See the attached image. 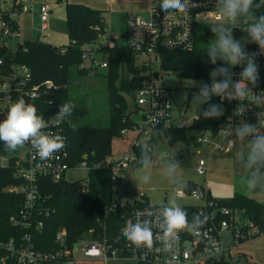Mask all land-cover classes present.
I'll return each mask as SVG.
<instances>
[{
	"label": "built area",
	"instance_id": "obj_1",
	"mask_svg": "<svg viewBox=\"0 0 264 264\" xmlns=\"http://www.w3.org/2000/svg\"><path fill=\"white\" fill-rule=\"evenodd\" d=\"M161 0H149V7L146 16H141L136 12H130L126 22V34L123 37L111 34L105 22L106 33L100 34L99 42L84 47L83 61L79 66L80 70L88 73H97L98 70H107L108 56L110 51L128 48L136 57V65L143 67L138 74L142 76V84L140 88L131 96L134 99L138 112L131 115L130 119L135 120L132 130L137 132L136 139L133 144L138 146L140 140L152 139V134L156 131L166 132L172 129H188L199 120L194 114L187 118L185 115L177 114L176 109L171 101V92L168 88L160 84V80L164 76L161 69L163 55L167 52L174 51H190L197 44V36L203 29H209L206 22H221L215 8V0H190L191 4L196 7H189L188 14H180L168 12L164 13L160 8ZM25 4L29 5L31 10V0H1L0 11L7 17L0 19V37H19L20 24L18 19L24 12ZM51 9L49 4H43L40 7V18L42 21V30H47V23L50 19ZM96 30L100 31L99 27ZM241 29L233 30L234 38L242 43L247 38V34ZM106 38V44L100 43V40ZM249 53H259V48L253 43L245 44ZM66 52L65 49L62 50ZM256 62L259 65V72H264V55H257ZM243 66H236L232 71L236 74L233 79L239 78V73ZM3 70V71H2ZM5 63L0 60V73L4 72ZM160 72H163L160 74ZM6 75L0 82V121H2L12 103L20 97L27 102L30 100L46 99L49 105H53V94L55 88L52 82L47 81L42 87L33 86L31 84L30 69L21 64H12L7 70ZM134 75H129L128 79H132ZM260 80V79H259ZM249 87H252L249 85ZM264 87H254L253 91L259 93ZM228 105L225 125L221 126L219 131L214 134L211 131H205L195 134V140L192 148L205 149L212 147L217 151L229 152L235 147L229 141L233 137H226L225 128H229L239 124L242 120L256 119L258 114L264 113V108L258 109L254 106L246 108L243 117L235 116L234 111L239 106V101H227ZM241 106H248L243 102ZM38 114L42 115L45 120L50 121V127L44 129L45 132H52L66 137L65 147L60 152L54 154L51 159L41 160L36 156L30 144H26L23 148H18L15 152L17 157V176L23 181L19 187L13 188L15 192H19L24 196V205L19 218L12 217L11 222L15 226H22L29 231L18 237L11 238L6 242L0 243V251H3L0 264H75L74 245L68 243V232L61 229L57 232L55 242L58 245L56 250H40L36 248L32 239V229L39 230L43 227V221L38 220L33 225L35 212L39 210L40 202L44 203L46 198L42 194L40 188V179L46 178L53 183L67 182L78 183L80 193L89 195L90 172L92 170H106L111 173V182L113 184L114 206H123L128 199L126 182L125 186L121 185L123 173L133 168L136 156H122L117 159L109 158L90 165L87 161H82L74 166L70 165V155L67 147V136L63 127V123L56 125L51 124V118L57 113H42L38 110ZM264 122V116H261ZM129 130L125 129L122 134H126ZM133 153V152H132ZM75 172H84V176L76 178ZM196 172L200 176H207L208 166L206 160L198 156L196 164ZM177 197L182 199L189 197L198 202L194 206L196 214L203 213L208 217V221L202 231L206 232L205 237L195 238L189 234L190 230L179 233V242L174 246V254L165 252L162 244L158 243L156 248L149 252L144 248H136L129 241L121 248L120 251L113 249L106 240L103 241H87L85 247L82 248V254L87 260H100L109 263L113 259H134L138 264H199L209 261L220 262L226 257L229 251L224 246V234L231 233L232 241L237 243L239 239H246L258 234V228L254 227L249 221H242L241 213L243 211L230 210L226 207H220L216 201L211 198L207 185L197 184L193 187L184 186L179 189ZM143 201V200H141ZM161 206L147 205L136 208L133 211V221L136 218L143 220L149 219L154 221L153 231L162 234L158 226ZM188 219L191 222L193 212L186 211ZM26 213V214H25ZM40 213V211H39ZM48 217L49 212H46ZM249 226L246 231L241 229ZM175 257H178V260Z\"/></svg>",
	"mask_w": 264,
	"mask_h": 264
},
{
	"label": "trees",
	"instance_id": "obj_2",
	"mask_svg": "<svg viewBox=\"0 0 264 264\" xmlns=\"http://www.w3.org/2000/svg\"><path fill=\"white\" fill-rule=\"evenodd\" d=\"M1 6V0H0ZM67 35L69 44L63 48H55L42 42L39 38L34 41L18 42L15 50L5 44V38L0 37V60L5 63L4 72L0 73V82L7 74L6 70L12 64L27 66L31 71V84L42 87L47 81L52 82L55 93L53 105L47 100H30L42 113L54 114L64 102H69L68 78L69 70L75 68L78 75L87 76L89 73L80 70L83 61L84 47L99 42L100 34L106 33L103 11L90 8L84 4L67 3L65 6ZM257 16L264 15V9L257 11ZM7 16L0 11V19ZM100 28V31L96 30ZM244 35V33H241ZM210 44L207 38L196 44L190 51L167 52L163 55L161 69L165 73H176L178 76L211 83L209 72L217 65L208 61L204 50ZM66 52L63 53L62 50ZM109 66L105 71L106 83L109 92V121L105 126L75 125L77 131L72 130V124L63 122L67 136V147L70 155V165L74 166L82 161L90 165L112 158V142L121 136L122 131L132 130L135 120L131 115L138 112L128 110L127 98L132 96L142 84V76L138 74L143 67L136 65V57L128 48H118L110 51L107 58ZM3 71V70H2ZM129 75H134L128 79ZM258 86L264 87V72H259ZM211 103L222 104L225 109L220 118L205 119L200 116L191 128L172 129L165 132L173 143L180 142L192 147L195 134L211 131L216 134L221 126L225 125L228 105L219 97H213ZM207 107L203 105L202 110ZM200 111V113L202 112ZM153 146L152 140H140L138 146L132 145V152L137 155L133 168L147 160ZM15 152L6 151L3 142H0V243L11 238H18L26 234L29 229L21 225L15 226L11 218H19L24 205V196L15 192L13 188L19 187L23 181L17 176V157ZM142 157H145L142 159ZM91 191L89 195L80 193L79 184L58 182L53 183L46 178L40 179V188L46 198L40 202L39 210L35 212L33 225L38 220L43 221V227L38 231L32 229V239L36 248L40 250H56V234L61 229L68 232V243L72 246L79 241L106 240L113 249L118 251L128 242L122 235L121 229L126 221L133 220V211L149 205L147 200L127 202L123 206H114L113 184L111 173L106 170H92L89 175ZM196 183L189 181L185 186L193 187ZM211 195V194H210ZM211 198L220 207L230 210L243 211L242 221H249L258 228V234H264V202L250 197L235 194L228 198ZM185 211L196 214L193 205L182 206ZM40 211V213H39ZM46 212H49L46 217ZM249 226L241 229L246 231ZM245 239H239L241 243ZM3 251H0V260ZM204 264H236L227 257L220 262H206Z\"/></svg>",
	"mask_w": 264,
	"mask_h": 264
},
{
	"label": "rangeland",
	"instance_id": "obj_3",
	"mask_svg": "<svg viewBox=\"0 0 264 264\" xmlns=\"http://www.w3.org/2000/svg\"><path fill=\"white\" fill-rule=\"evenodd\" d=\"M68 0H32L31 10L25 4V10L20 15V36L5 38V44L11 50H15L19 41H34L40 39L42 42L55 48L68 46L69 39L66 28V11L64 8ZM103 11L107 29L113 35L123 37L126 34V22L130 12H136L146 16L147 11H134L130 9L132 0H90ZM146 2L147 0H140ZM48 3L52 13L48 22V29L42 30V21L39 15L41 4ZM209 29H203L197 36L200 44L203 38L211 43L214 34L211 32V24L215 21L206 22ZM236 39V38H235ZM103 38L100 43L106 44ZM222 63V62H221ZM106 70H98L87 76L78 75L75 68L69 70L68 90L69 102L75 106L73 116L69 118L75 125L80 126H105L109 121V92L107 88ZM163 72H160V74ZM160 84L171 92V101L176 113L190 118L199 113L203 106L197 107L192 103V98L199 91L201 81L184 78L176 73H163ZM128 110L134 111L136 105L132 97L127 98ZM251 124L258 123L256 119L244 120ZM242 122V121H241ZM240 122V123H241ZM116 137L112 142V157L117 159L129 156L132 153V145L136 139L137 132L128 131ZM153 146L150 156L144 162L134 168L127 169L122 175V186L126 185L127 196L123 197L130 202L147 200L151 205H166L170 198L175 196L181 206L194 205L198 202L189 198H178L176 192L183 189L189 181L197 184H206L213 197L228 198L235 194H241L259 202H264V194H249L243 187V179L246 175L242 155L246 154V142L236 141V145L229 152L217 151L212 147L205 149L192 148L184 143L172 142L163 132L154 133ZM137 158V155L134 154ZM198 156L203 157L208 166L207 176H200L196 172ZM145 157H142V159ZM145 161L147 162L145 164ZM177 164L175 172L168 175L170 164ZM84 172H75L76 178L84 176ZM148 179L145 182L144 177ZM133 182L135 186H133ZM26 214V213H25ZM87 241H79L74 246L75 264H107L100 260H87L82 254V248ZM224 246L229 251L226 257L236 264H264V234L243 242L234 243L231 233L224 234ZM108 264H138L134 259H113ZM194 264V263H189ZM204 264V262L199 263Z\"/></svg>",
	"mask_w": 264,
	"mask_h": 264
},
{
	"label": "clouds",
	"instance_id": "obj_4",
	"mask_svg": "<svg viewBox=\"0 0 264 264\" xmlns=\"http://www.w3.org/2000/svg\"><path fill=\"white\" fill-rule=\"evenodd\" d=\"M196 6L191 4L190 0H161L159 8L164 13L188 14L189 7ZM215 8L222 20L211 24L214 39L204 50V54L212 65H217L218 61L222 63L209 72L210 84L200 83L199 91L193 95L192 103L197 107L207 104L197 118L202 116L211 119L220 118L225 112L222 104L211 103L213 97H219L221 101H239L234 115L243 117L249 106L264 108V90L259 93L253 91L259 81L256 56L264 55V15L256 14L258 10L264 9V0H215ZM236 28L247 34L243 43L234 38L233 30ZM247 43L257 45L259 53H249L245 47ZM236 66L243 68L239 78L234 80L236 74L232 69ZM243 102L248 106H241ZM74 109L72 103L67 101L62 103L57 114L51 118V124L67 121L72 124V130L77 131L75 124L69 120ZM261 116H264V113L258 114L256 124L242 120L241 123L225 128L224 131L226 137L234 138L229 141L233 145L236 141L246 142L247 152L241 159L246 173L243 187L249 194H264V122L261 121ZM48 127L50 121L38 114L35 104L20 97L10 105L5 118L0 121V142H3L5 150L9 152L30 144L39 159H51L54 154L64 149L66 137L45 132L44 129ZM177 167L175 163L170 164L167 174L172 175ZM147 179L145 176V182ZM159 213L158 226L162 240L160 235L153 231L154 221L138 218L135 222L132 219L126 221L121 229L123 237L136 248H144L151 252L160 243L165 252L174 254V246L179 242L180 232L190 230L189 234L195 238L207 235L202 229L208 217L203 213L194 214L190 222L188 213L175 196L160 207ZM174 258L178 260V257Z\"/></svg>",
	"mask_w": 264,
	"mask_h": 264
},
{
	"label": "crops",
	"instance_id": "obj_5",
	"mask_svg": "<svg viewBox=\"0 0 264 264\" xmlns=\"http://www.w3.org/2000/svg\"><path fill=\"white\" fill-rule=\"evenodd\" d=\"M67 3H71V4H84V5H86V6H89L90 8H93V9H96L97 7H95L92 3H91V1L90 0H68L67 2H66V4ZM32 0H31V6H32ZM43 4H45V3H43ZM43 4H41V5H43ZM46 4H48V3H46ZM129 4H131V7H130V9H132V10H134V11H144V10H146V11H148V7H149V0H147L146 2H142V1H140V0H132ZM50 6V5H49ZM66 6V5H65ZM41 7V6H40ZM50 9H51V7H50ZM65 10V7L64 8H60V11L61 10ZM51 13H52V10H51ZM39 15H40V8H39ZM50 16H51V14H50ZM128 18V17H127ZM50 20V19H49ZM49 22V21H48ZM106 22V21H105ZM107 25V24H106ZM47 27H48V23H47ZM66 28H67V23H66ZM48 29V28H47ZM19 42H21V41H19ZM162 131H158V133L160 134ZM154 133H156V131L154 132ZM154 133L152 134V139H150V140H153V136H154ZM164 133V132H163ZM165 134V133H164ZM192 182H194V181H192ZM121 184H122V182H120ZM194 183H196V182H194ZM124 185H126V183L124 184ZM134 186H135V184H134ZM209 190V189H208ZM209 192H210V190H209ZM210 194H211V192H210ZM211 196H212V194H211ZM213 197V196H212ZM129 201V200H128ZM130 202V201H129ZM150 204V203H149Z\"/></svg>",
	"mask_w": 264,
	"mask_h": 264
},
{
	"label": "water",
	"instance_id": "obj_6",
	"mask_svg": "<svg viewBox=\"0 0 264 264\" xmlns=\"http://www.w3.org/2000/svg\"><path fill=\"white\" fill-rule=\"evenodd\" d=\"M134 184H135V183L133 182V184H132V185L134 186Z\"/></svg>",
	"mask_w": 264,
	"mask_h": 264
}]
</instances>
